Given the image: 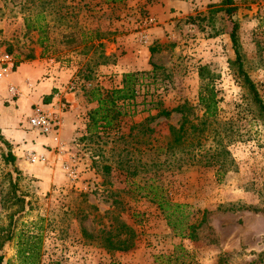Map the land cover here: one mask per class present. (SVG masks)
<instances>
[{
    "label": "rangeland",
    "instance_id": "obj_1",
    "mask_svg": "<svg viewBox=\"0 0 264 264\" xmlns=\"http://www.w3.org/2000/svg\"><path fill=\"white\" fill-rule=\"evenodd\" d=\"M232 1L0 0V49L16 65L41 62L74 94V104L59 110L71 126L57 132L56 145H43L44 162L29 163L23 155L28 142L12 144L0 134V228L13 220L19 231L41 219V264H172L166 256L181 248L189 264H264V117L251 103L230 40L235 23L242 70L264 101V0ZM142 31L149 36L145 44ZM136 44L144 47L148 70L134 71L137 97L127 112L135 114L123 115L108 136L89 138L88 113L96 107L91 90L121 87L108 82L106 68ZM202 69L234 162L219 181L214 169L191 165L185 151H166L168 129L181 114L139 125L156 108L186 106L190 119L201 117ZM8 150L20 173L16 191L25 200L12 219L18 206L11 198L12 166L4 163ZM72 168L75 179L68 175ZM154 194L187 204L192 223L203 220L195 239L173 234ZM128 234L129 250L106 249V237ZM0 253L1 264H15V241H6Z\"/></svg>",
    "mask_w": 264,
    "mask_h": 264
},
{
    "label": "trees",
    "instance_id": "obj_2",
    "mask_svg": "<svg viewBox=\"0 0 264 264\" xmlns=\"http://www.w3.org/2000/svg\"><path fill=\"white\" fill-rule=\"evenodd\" d=\"M113 2H122L123 0H112ZM232 0H224L225 5L232 4ZM234 8H226V14L230 17ZM232 30L230 32V40L232 48L235 53V63L245 84L248 94L250 95L251 103L254 105L258 114L264 117V101L260 98L255 85L242 70L241 56L239 53V46L237 42L236 30L237 24L232 23ZM200 72L201 86L200 94L198 96V105L202 108L201 117L188 116L189 109L186 106H180L171 110L165 108H156L157 112L154 115H148L139 125L152 121L160 117L168 118L173 113L181 114V121L178 126L169 127L170 141L166 146V151L177 150L185 151L187 161L191 165L203 166L214 169L216 181L221 180L222 176L231 170L234 166L233 159L227 146L230 144L228 140L229 134L225 130H221L216 126L218 117V99L214 94V90L209 82L205 81L202 72ZM138 73L123 74L121 80V87L112 90H102L99 87H94L91 90L93 102H96V107L89 111L87 122V135L89 138H101L108 136L115 129L119 130V124L122 116L127 115L129 107L135 106V99L137 97L136 87L139 85ZM129 113L128 115H134ZM121 117V118H120ZM135 127V125L133 126ZM151 131V130H149ZM1 138V137H0ZM2 139V138H1ZM8 145V144H6ZM16 157L10 150L4 154V163L11 165L12 170L9 174L11 181V198L12 204L18 206L17 210L11 215V219L15 214L24 209L25 200L16 191V182L20 179V173L15 167ZM105 171L110 169L109 166H104ZM15 174L16 176H12ZM166 221L168 228L173 234L193 240L196 238L194 234L196 228L201 225L203 220L198 224L191 222L192 213L188 209L187 204L174 202L164 196L152 197ZM256 209V208H255ZM260 210V209H259ZM264 211V209L260 210ZM42 220L32 222L31 228L23 225L22 230H15V221L9 223L7 228H0V251L2 250L6 241H15V264H41L42 261ZM128 230L124 225L121 226ZM129 232V230H128ZM106 249L112 251H127L133 246V236L131 234L121 238L118 235L108 236L104 239ZM188 252L181 248V252L175 250L172 254L166 256L168 263L172 264H189ZM4 260V255L0 253V264ZM8 263V261H7ZM218 264H223L219 260Z\"/></svg>",
    "mask_w": 264,
    "mask_h": 264
},
{
    "label": "crops",
    "instance_id": "obj_3",
    "mask_svg": "<svg viewBox=\"0 0 264 264\" xmlns=\"http://www.w3.org/2000/svg\"><path fill=\"white\" fill-rule=\"evenodd\" d=\"M112 47L113 49H110L109 52L116 51V48ZM143 48L136 44L134 48L126 50L122 62L118 61L106 68L111 74L107 78L110 79L108 81L110 84L114 82L115 87L116 85L120 86L122 73L148 70V64L144 61L146 52ZM140 55L142 56L140 57ZM130 57L133 60H130ZM10 86L15 87L19 93L16 99L11 98L8 91ZM73 101L74 94L62 88L53 73H48L44 64L37 60L20 63L7 78L0 80V134L4 135V138L12 144L28 142L27 151L43 154L47 158L48 154L43 145H56L59 141L58 135L48 137L35 135L34 132L29 131L32 129L29 128L28 121L22 124V114H29V118L34 106L52 105L54 111L62 119V124L57 132H62L64 129H69L71 123L69 116L65 113L61 115L59 110L64 103H73Z\"/></svg>",
    "mask_w": 264,
    "mask_h": 264
},
{
    "label": "built area",
    "instance_id": "obj_4",
    "mask_svg": "<svg viewBox=\"0 0 264 264\" xmlns=\"http://www.w3.org/2000/svg\"><path fill=\"white\" fill-rule=\"evenodd\" d=\"M152 22L153 19L149 18L145 23L151 24ZM148 40V33L146 31H142L140 33L141 43L145 44L148 42ZM15 67L16 64L12 56H10L5 50L0 49V80L7 78L15 70ZM8 91L11 94L12 99H16L19 95L17 89L13 86H10ZM27 121L29 127L32 130L36 131L37 134L44 136L49 134L56 135V132L59 130L62 124L60 115L54 111V106L52 105L47 107L34 106ZM23 155L29 163L44 162L46 160L45 155L32 151H26ZM68 175L72 179H75L76 170L73 168L70 169Z\"/></svg>",
    "mask_w": 264,
    "mask_h": 264
}]
</instances>
